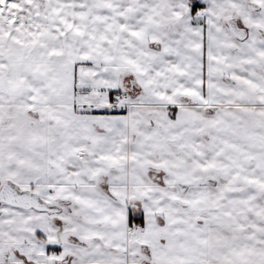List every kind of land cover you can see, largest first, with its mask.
Instances as JSON below:
<instances>
[{
	"label": "snow or ice",
	"instance_id": "snow-or-ice-1",
	"mask_svg": "<svg viewBox=\"0 0 264 264\" xmlns=\"http://www.w3.org/2000/svg\"><path fill=\"white\" fill-rule=\"evenodd\" d=\"M0 264H264V0H0Z\"/></svg>",
	"mask_w": 264,
	"mask_h": 264
}]
</instances>
